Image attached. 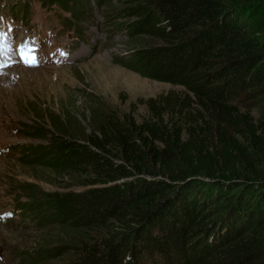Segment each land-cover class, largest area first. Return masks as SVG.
Segmentation results:
<instances>
[{
    "label": "trees",
    "instance_id": "16d2710c",
    "mask_svg": "<svg viewBox=\"0 0 264 264\" xmlns=\"http://www.w3.org/2000/svg\"><path fill=\"white\" fill-rule=\"evenodd\" d=\"M84 1L42 3L75 13ZM118 1L130 51L115 61L185 91L151 97L141 120L98 97L77 117L41 116L33 132L49 142L30 146L32 160L73 188L36 198L70 235L47 254L264 264V112L256 120L234 104L264 95V0Z\"/></svg>",
    "mask_w": 264,
    "mask_h": 264
},
{
    "label": "rangeland",
    "instance_id": "374dc122",
    "mask_svg": "<svg viewBox=\"0 0 264 264\" xmlns=\"http://www.w3.org/2000/svg\"><path fill=\"white\" fill-rule=\"evenodd\" d=\"M41 1L0 0L6 9L3 24L11 29L10 40L0 46V264H67L71 257L47 254L68 243L70 235L49 222V210L35 202L44 193L73 189L66 186V177L32 160L30 146L49 142V136L33 132L38 123L46 126L41 116L70 108L77 117L98 97L121 114L133 112L141 120L151 97L185 91L115 61L130 51L118 0H85L75 13L65 11L75 24L70 29L56 12L63 11L58 3ZM49 27L61 38L74 40V58L55 63L45 45L34 51L36 66H27L16 49L19 41L37 38ZM234 104L257 120L264 112V95L255 90Z\"/></svg>",
    "mask_w": 264,
    "mask_h": 264
},
{
    "label": "snow or ice",
    "instance_id": "6c2138e0",
    "mask_svg": "<svg viewBox=\"0 0 264 264\" xmlns=\"http://www.w3.org/2000/svg\"><path fill=\"white\" fill-rule=\"evenodd\" d=\"M10 31V28L7 32L0 31V46H3V44L7 43L10 40ZM21 53V59L27 66H36L37 60L31 49H29L27 53H25L24 50L21 49Z\"/></svg>",
    "mask_w": 264,
    "mask_h": 264
},
{
    "label": "bare ground",
    "instance_id": "6f19581e",
    "mask_svg": "<svg viewBox=\"0 0 264 264\" xmlns=\"http://www.w3.org/2000/svg\"><path fill=\"white\" fill-rule=\"evenodd\" d=\"M3 48V47H2ZM6 51V50H5ZM6 54V53H5Z\"/></svg>",
    "mask_w": 264,
    "mask_h": 264
}]
</instances>
